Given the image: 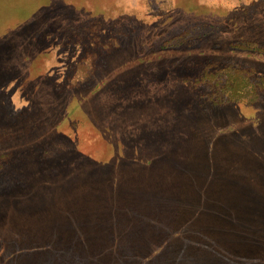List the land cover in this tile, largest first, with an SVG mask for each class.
Returning a JSON list of instances; mask_svg holds the SVG:
<instances>
[{"label": "rangeland", "instance_id": "374dc122", "mask_svg": "<svg viewBox=\"0 0 264 264\" xmlns=\"http://www.w3.org/2000/svg\"><path fill=\"white\" fill-rule=\"evenodd\" d=\"M0 264H264V0H0Z\"/></svg>", "mask_w": 264, "mask_h": 264}, {"label": "trees", "instance_id": "16d2710c", "mask_svg": "<svg viewBox=\"0 0 264 264\" xmlns=\"http://www.w3.org/2000/svg\"><path fill=\"white\" fill-rule=\"evenodd\" d=\"M116 182H117V181H116ZM118 183H119V178H118ZM117 186H118V185H117V183H115V188H114V189H115V191H117V190H118V189H116V188H117ZM82 218H85V217H82ZM79 220H80V218H79ZM78 222H79V221H78ZM152 252H154L155 254H157L158 250H156V249H153V250H152ZM121 253L124 255V253H123V251H122V250H121ZM135 255H136V254H135ZM137 257H139V258H141V259L145 258V257H143L142 255H140V256H139L138 254H137Z\"/></svg>", "mask_w": 264, "mask_h": 264}]
</instances>
